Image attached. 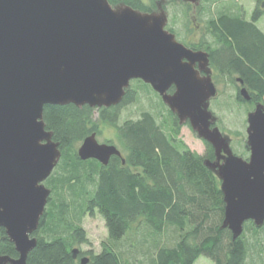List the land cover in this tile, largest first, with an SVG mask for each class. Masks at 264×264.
I'll return each instance as SVG.
<instances>
[{
    "label": "water",
    "instance_id": "water-1",
    "mask_svg": "<svg viewBox=\"0 0 264 264\" xmlns=\"http://www.w3.org/2000/svg\"><path fill=\"white\" fill-rule=\"evenodd\" d=\"M167 22L165 13L114 8L108 0H0V228L19 254L0 257V264H27L52 195L45 182L62 153L46 129L44 108H111L134 80L151 86L181 123L213 147L216 160L206 166L221 181L223 228L237 239L246 222L264 225V105L248 114L251 156L245 160L233 153L209 110L217 96L210 55L180 43ZM240 94L251 100L246 88ZM78 155L104 166L122 156L96 133L85 138ZM73 254L77 258L79 250Z\"/></svg>",
    "mask_w": 264,
    "mask_h": 264
},
{
    "label": "trees",
    "instance_id": "trees-1",
    "mask_svg": "<svg viewBox=\"0 0 264 264\" xmlns=\"http://www.w3.org/2000/svg\"><path fill=\"white\" fill-rule=\"evenodd\" d=\"M108 1L148 13L157 0L148 4L144 0ZM263 16L264 9L259 8L251 21L243 14L221 11L207 21L210 42L186 44L192 50L209 52L216 75L233 78L236 101L253 108L264 99V32L257 24ZM238 80L243 85L238 86ZM138 83L158 96L151 86ZM241 88L248 90L250 101L242 98ZM139 96L138 90L129 88L123 101L111 108L73 104L44 108L46 129L60 144L62 156L45 182L52 195L27 264H81L82 258H88V264H130L129 256L140 254L147 264H197L203 256L215 264H264V225L246 222L237 239L223 228L221 181L206 166V161L216 160L209 143L203 156L182 143L179 119L159 96L168 122L160 123L153 113L144 111L138 120L120 124L123 109ZM96 112L101 122L116 129L115 146L122 155L113 156L107 166L97 160L83 161L78 155L85 138L101 132L93 120ZM96 214L105 220L109 238L101 253L92 254L81 249L88 243L82 222L86 215ZM75 249L79 250L77 258ZM3 256L18 258L19 254L0 228Z\"/></svg>",
    "mask_w": 264,
    "mask_h": 264
},
{
    "label": "rangeland",
    "instance_id": "rangeland-1",
    "mask_svg": "<svg viewBox=\"0 0 264 264\" xmlns=\"http://www.w3.org/2000/svg\"><path fill=\"white\" fill-rule=\"evenodd\" d=\"M150 1L148 0V3ZM212 1L215 0H200L196 4L189 3L190 5L186 7L187 2L183 0H175L174 3L167 2V0H160L159 7L154 13L166 14L168 18L166 29L173 33L180 43L184 45H198L203 40H205V43L211 41L206 31L207 21L211 17L217 16L221 11H224L233 15L243 14L246 20H250L253 10L258 6L260 7L261 4L258 0H217L213 3ZM257 24L264 32V16ZM213 72L211 71L210 74L212 81L217 87V96L210 100L209 110L216 119L215 127L219 128L223 136L230 141L231 149L235 155L249 160L251 152L248 145L247 133L249 126L247 120L248 114L255 110L257 103L264 105V99L257 101L254 108L249 103L241 104L237 102V86L233 83V78H223ZM239 85L241 86L238 82ZM130 88H135L139 91V100L123 109L120 124L125 120H138L144 111L153 113L160 123H166L168 122L167 120H170L168 112L162 105L163 100L159 95L162 102L152 91L142 89L138 80L132 81ZM93 120L101 131L100 134L96 132L98 141L101 144H110L109 142L113 141L114 146H117L116 129L111 125H105L101 122L98 112L94 115ZM179 124L181 131L178 139L191 151L202 156L205 155L207 150L206 141L199 137L188 122L181 123L179 120ZM82 225L87 231L88 243L81 246V249L84 252L92 254L101 253L103 244L109 238L108 229L103 217L99 214L94 216L86 215L83 218ZM124 247H127V243ZM89 256L87 254L84 257ZM142 256V254L129 256L130 264H147L146 258ZM197 264L215 263L211 259L203 256L198 260Z\"/></svg>",
    "mask_w": 264,
    "mask_h": 264
},
{
    "label": "flooded vegetation",
    "instance_id": "flooded-vegetation-1",
    "mask_svg": "<svg viewBox=\"0 0 264 264\" xmlns=\"http://www.w3.org/2000/svg\"><path fill=\"white\" fill-rule=\"evenodd\" d=\"M145 1V3H148V0H144ZM174 2H175V0H173ZM259 1V0H258ZM159 2H160V0H157L156 1V3H155V6L154 7H152L151 8V10L152 11H150V12H148V13H154V11L156 10V9H158V7H159ZM167 2H171L172 3V1L171 0H167ZM260 2V1H259ZM124 4H120V5H116V6H114V7H118V6H123ZM190 4L189 3H187V6H189ZM127 6V5H126ZM260 9V10H263L264 9V4L261 2V4H260V7L258 6V7H256L254 10H253V13H252V16H251V19L249 20V21H251L252 19H253V14H254V12H255V10L256 9ZM136 10V9H135ZM142 12V11H141ZM145 13V12H144ZM195 51H197V50H195ZM200 51V50H199ZM201 51H204V50H201ZM205 52H207V51H205ZM209 55H210V53L209 52H207ZM212 69V68H211ZM212 71H214L213 69H212ZM214 73V72H213ZM202 76H205V74L204 73H202L201 74ZM214 76V75H213ZM238 82H239V80H238ZM240 83V82H239ZM241 84V83H240ZM241 85H243V84H241Z\"/></svg>",
    "mask_w": 264,
    "mask_h": 264
}]
</instances>
